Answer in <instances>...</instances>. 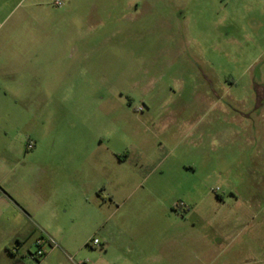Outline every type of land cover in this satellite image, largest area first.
<instances>
[{"label": "rangeland", "instance_id": "rangeland-1", "mask_svg": "<svg viewBox=\"0 0 264 264\" xmlns=\"http://www.w3.org/2000/svg\"><path fill=\"white\" fill-rule=\"evenodd\" d=\"M1 3L27 110L12 166L54 177L68 264L111 262L123 221L140 264H264V0ZM110 153L111 198L93 168ZM37 240L48 252L35 230L14 260L39 264Z\"/></svg>", "mask_w": 264, "mask_h": 264}, {"label": "crops", "instance_id": "crops-1", "mask_svg": "<svg viewBox=\"0 0 264 264\" xmlns=\"http://www.w3.org/2000/svg\"><path fill=\"white\" fill-rule=\"evenodd\" d=\"M1 2L3 0H0V14L3 13L4 6ZM4 40V37L0 36V145L3 136L9 139L8 143L10 144L5 151L0 148V264H20L19 261L14 260V255L18 254L22 239L25 240L35 230L39 231L40 237L48 236L50 233L48 230L50 223L48 222L53 217L54 210L50 206L49 196L54 177L48 173H38L26 177L18 176L13 169V160H11V145L14 143L13 132L17 130L21 109L25 113L27 110L23 107L20 108L17 100H14L19 94V89L18 86L12 84L14 82H11L17 78L16 75L21 65L19 49ZM4 79L9 82L7 88L2 86ZM118 161L123 162L125 160L120 159ZM93 163L96 173H99V176L103 175L102 178L104 179L102 186L101 184L98 185L94 193L97 189H101L111 198V188H109L111 184L109 180L111 178V153L109 156L98 157ZM63 177L69 179L67 174ZM101 197L103 198L102 203H98L97 197H94L95 205L99 209L105 206V197ZM60 223L58 222L54 232H51L59 239H61V234L58 233L60 232ZM125 226L124 221L121 224L116 222L112 226L117 234L116 239L111 238V246L116 247L118 252L111 258V262L104 264H140L146 259L141 255L134 256L131 254L134 247L138 245L139 239L128 233ZM13 242L17 246H14ZM109 243L107 247H109ZM63 246L62 242L61 245L58 244L59 251L41 264L54 262L58 264L59 260L68 264L64 259L66 253ZM107 252L108 248L104 250V253ZM67 260L69 261V259Z\"/></svg>", "mask_w": 264, "mask_h": 264}, {"label": "built area", "instance_id": "built-area-1", "mask_svg": "<svg viewBox=\"0 0 264 264\" xmlns=\"http://www.w3.org/2000/svg\"><path fill=\"white\" fill-rule=\"evenodd\" d=\"M28 149H32L33 148V144L29 143L27 145ZM45 240L47 241L48 245H49V251L48 252H43L40 249V244H41V240H37L36 244L38 246V249L36 251V256H37V261H42L43 259L46 258V256L48 255V253H50L51 251L55 250L56 248H58V244L56 243V241L54 239H52L51 237L45 236ZM91 245L92 247H99L100 246V242L98 239H92L91 240ZM77 264H83V263H77Z\"/></svg>", "mask_w": 264, "mask_h": 264}, {"label": "trees", "instance_id": "trees-1", "mask_svg": "<svg viewBox=\"0 0 264 264\" xmlns=\"http://www.w3.org/2000/svg\"><path fill=\"white\" fill-rule=\"evenodd\" d=\"M37 263H39V261H37Z\"/></svg>", "mask_w": 264, "mask_h": 264}]
</instances>
